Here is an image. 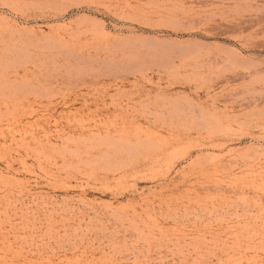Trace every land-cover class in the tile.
Here are the masks:
<instances>
[{
    "label": "rangeland",
    "instance_id": "1",
    "mask_svg": "<svg viewBox=\"0 0 264 264\" xmlns=\"http://www.w3.org/2000/svg\"><path fill=\"white\" fill-rule=\"evenodd\" d=\"M0 264H264V0H0Z\"/></svg>",
    "mask_w": 264,
    "mask_h": 264
}]
</instances>
